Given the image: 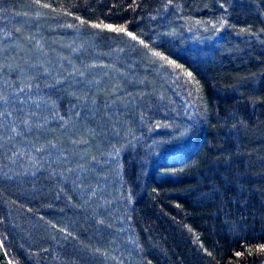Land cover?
Here are the masks:
<instances>
[{
  "label": "trees",
  "instance_id": "1",
  "mask_svg": "<svg viewBox=\"0 0 264 264\" xmlns=\"http://www.w3.org/2000/svg\"><path fill=\"white\" fill-rule=\"evenodd\" d=\"M0 45L11 264H264V0H0Z\"/></svg>",
  "mask_w": 264,
  "mask_h": 264
},
{
  "label": "rangeland",
  "instance_id": "2",
  "mask_svg": "<svg viewBox=\"0 0 264 264\" xmlns=\"http://www.w3.org/2000/svg\"><path fill=\"white\" fill-rule=\"evenodd\" d=\"M0 46H2V45H0ZM13 46V45H12ZM61 47H63V49L64 50H59V52H57V54L58 55H60L59 57L63 60V61H65V57H66V53H69L70 54V56H72V54H75L76 53V49L74 48V47H69V46H61ZM16 49V48H15ZM15 49H13L12 51H13V53H15V54H18V55H21L22 53H24V52H21V51H19V50H15ZM67 50V51H66ZM70 51V52H69ZM32 56L33 57H36L37 56V54H36V51H33V53H32ZM37 60H38V57H37V59H35V62L37 63ZM67 62H70V61H67Z\"/></svg>",
  "mask_w": 264,
  "mask_h": 264
},
{
  "label": "water",
  "instance_id": "3",
  "mask_svg": "<svg viewBox=\"0 0 264 264\" xmlns=\"http://www.w3.org/2000/svg\"><path fill=\"white\" fill-rule=\"evenodd\" d=\"M0 264H11L4 250L1 238H0Z\"/></svg>",
  "mask_w": 264,
  "mask_h": 264
}]
</instances>
